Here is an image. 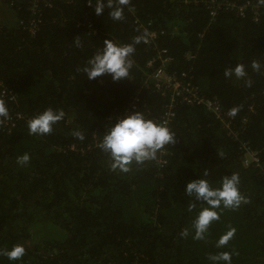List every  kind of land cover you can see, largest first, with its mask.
<instances>
[{
	"label": "trees",
	"instance_id": "1",
	"mask_svg": "<svg viewBox=\"0 0 264 264\" xmlns=\"http://www.w3.org/2000/svg\"><path fill=\"white\" fill-rule=\"evenodd\" d=\"M89 1L95 5L38 0L41 21L31 34V1L0 0L11 17L0 24V101L1 91L12 93L21 115L9 132L2 120L12 113L0 117V264H213L209 258L222 252L232 253L231 264H264V180L241 166L232 137L246 141L264 166V0H250L257 15L252 7L244 17L222 7L213 18L205 3L211 0H129L120 20L108 8L97 16ZM149 31L160 34L154 47L142 41ZM105 40L134 46L127 79L85 77ZM156 58H169L166 72L186 74L204 98L236 109L230 129L203 107L180 103L170 124L175 143L155 160L133 161L128 172L112 170L99 147L112 123L133 110L155 121L167 103L142 87L145 63ZM236 65L246 75L226 78ZM46 109L64 116L50 133L29 134L28 121ZM25 154L29 161L18 163ZM233 173L246 202L216 209L219 219L194 239V220L207 205L188 196L185 184L206 179L219 188ZM229 229L233 237L217 247ZM14 246L25 252L13 261L5 253Z\"/></svg>",
	"mask_w": 264,
	"mask_h": 264
},
{
	"label": "clouds",
	"instance_id": "2",
	"mask_svg": "<svg viewBox=\"0 0 264 264\" xmlns=\"http://www.w3.org/2000/svg\"><path fill=\"white\" fill-rule=\"evenodd\" d=\"M128 2L129 0H95V5L89 4V6L94 9L97 16L101 15L105 8H108L110 9V17L113 20H120L123 18L124 6ZM76 43L79 46V41ZM134 51L135 48L132 44L118 46L109 40H105L102 49L89 58L86 66L83 68L85 77L88 80H94L108 75L114 82L127 79L132 68V62L129 57ZM251 66L254 70H259L261 67L257 62H253ZM233 75L238 79L244 77L246 75L244 66L236 65L234 68L224 71L226 78ZM236 111V109H233L231 114L235 115ZM7 116L8 110L4 102L0 101V117ZM63 116L64 113L62 111L44 110L28 121L29 134L40 135L50 133L52 126L60 121ZM75 135L81 140L84 138L79 132H76ZM238 139L244 141L239 136ZM234 141L239 146V142L235 139ZM173 143H175V137L168 127L147 119L138 110H133L126 112L112 123V126L104 134L99 147L110 155L112 170L118 169L122 172H128L130 170L129 165L133 161L136 164H143L145 161L155 160L159 150ZM29 159L30 157L25 154L18 158V163L26 164ZM241 166L245 167L242 165V162ZM204 175L207 176V172ZM238 185L239 176L235 173L224 177L220 182L219 188H213L206 179H194L185 184L184 192L188 196L195 197L197 201H203L207 205V207L199 211L194 220V239H203L211 222L219 219L216 209L221 206L235 209L242 202H246L239 192ZM192 207L194 205L189 206L190 211ZM234 233L235 229H229L217 241V247L225 246ZM182 235L187 236L188 232L184 231ZM24 252L25 249L22 246H14L5 255L9 260L14 261L19 260L24 255ZM231 257L232 253L222 252L211 256L209 259L213 264H231Z\"/></svg>",
	"mask_w": 264,
	"mask_h": 264
},
{
	"label": "built area",
	"instance_id": "3",
	"mask_svg": "<svg viewBox=\"0 0 264 264\" xmlns=\"http://www.w3.org/2000/svg\"><path fill=\"white\" fill-rule=\"evenodd\" d=\"M31 7L30 10L34 15L29 23L27 24V31L31 34H34L38 25L40 24L41 18L39 15L38 8V0H30ZM242 0H227L226 2L222 0L221 3H218L216 0H211L209 2L208 9L210 10V16L213 18L217 15V10L222 7L226 8L229 11L244 17L247 15V12L250 7H252L251 11L256 13L257 15L258 8L254 4H250V0L244 4L241 2ZM89 4L92 2H87L86 6L91 8ZM264 11V9H263ZM253 13L249 14L252 15ZM89 31L95 33L92 29L91 25L88 27ZM160 34L155 31H149L143 36V44L148 47L156 46V42L159 40ZM162 54L164 51L162 50ZM190 57V56H188ZM171 60L169 58L166 59H152L145 63V71L144 76L146 81L142 87L150 89L153 87V90L159 92L161 96L167 98V103L163 106L161 115L154 121L158 124L164 125L169 128L172 120L175 117V107L178 104H185L188 106H201L210 114H212L216 120L222 122L227 129H230V123L232 119V110H225L222 108L215 98H204V96L200 93L198 87L194 86L188 76L186 74L175 75L167 73L168 66L170 65ZM150 83V85H149ZM138 93H136L133 97V100L130 104L134 108V106L139 101ZM1 98L4 99L6 106L8 107V113H12V116L2 120L3 126L9 132L15 125V121L20 119L21 115L17 114L12 104L15 102V99L12 96V93L6 92L5 90L1 91ZM250 111H252L250 109ZM249 111V112H250ZM243 121H247L244 119ZM244 124V123H243ZM232 137L239 142V148L241 150V162L245 167H254L258 170L259 175L264 180V166L262 165L259 157V153L252 149V147L244 141H240L238 139V135L233 134ZM73 149V148H72ZM157 164L159 167H163L166 164V161L163 158L157 160Z\"/></svg>",
	"mask_w": 264,
	"mask_h": 264
},
{
	"label": "rangeland",
	"instance_id": "4",
	"mask_svg": "<svg viewBox=\"0 0 264 264\" xmlns=\"http://www.w3.org/2000/svg\"><path fill=\"white\" fill-rule=\"evenodd\" d=\"M11 19V17L9 16V13H7V9L3 7L0 8V24H3V25H7L9 23V20ZM30 228H27V232L29 233L30 231ZM38 230V229H37ZM35 232H32L31 234H34ZM41 235V234H40ZM56 235V234H55ZM35 236H39V233L35 234ZM43 236H45V234H43ZM37 240L35 238H32L31 237V240ZM33 240V241H34ZM36 242V241H34Z\"/></svg>",
	"mask_w": 264,
	"mask_h": 264
}]
</instances>
